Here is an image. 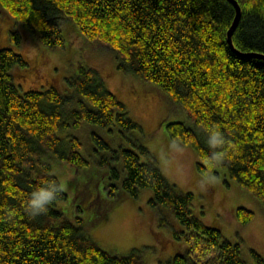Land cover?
Wrapping results in <instances>:
<instances>
[{"label": "trees", "instance_id": "trees-1", "mask_svg": "<svg viewBox=\"0 0 264 264\" xmlns=\"http://www.w3.org/2000/svg\"><path fill=\"white\" fill-rule=\"evenodd\" d=\"M237 1L233 45L264 53V0ZM0 8L11 26L21 24L51 48L64 44L59 19L71 18L89 40L112 50L117 66L154 82L187 112L192 125L167 121L165 129L171 141L193 146L198 172L210 170L205 127L221 131L220 165L264 205V58L229 46L227 30L235 13L229 0H0ZM9 35L19 44L18 30ZM17 65L26 67L28 60L9 45L0 47V264H148L136 249H103L78 218L55 207L66 193L50 163L52 157L76 168L89 163L79 136L59 134L68 126L83 120L108 129L117 124L126 134L141 131L140 125L92 66L78 63L67 77L71 92L63 94L52 84L21 90L12 76ZM92 138L96 146H107L100 135ZM128 138L136 150L120 146L115 152L121 156L123 189L137 195L150 188L149 204L170 208L183 227L174 234L182 233L187 242L183 251L158 264H264L253 248L249 263L238 241L201 220L193 210V192L169 182L149 149ZM211 171L217 173L216 167ZM49 181L62 191L46 214L31 217L25 202L34 187ZM234 214L246 223L254 211L239 205Z\"/></svg>", "mask_w": 264, "mask_h": 264}, {"label": "rangeland", "instance_id": "rangeland-1", "mask_svg": "<svg viewBox=\"0 0 264 264\" xmlns=\"http://www.w3.org/2000/svg\"><path fill=\"white\" fill-rule=\"evenodd\" d=\"M59 21L64 44L51 48L37 41L33 33L21 24L13 23L11 26L9 16L1 17L0 13V47L11 46L23 54L29 64V67L17 65L12 69L13 82L19 83L21 90L52 84L63 94H69L71 89L67 77L78 63L92 66L106 87L125 104L128 114L140 125L141 131L130 130L122 134L117 124L108 129L85 120L78 126L59 130L60 135L73 133L79 136L81 150L87 154L89 163L76 168L52 157V172L66 193L55 207L69 218H78L85 233L110 252L136 249L148 264H158L159 260L183 251L187 244L183 234L179 233V237L174 234L183 227L170 208L151 206L148 202L150 188H142L137 195H131L121 185L124 171L121 156H116L115 152L120 146L136 150L128 138L136 137L154 155L169 182L182 191L193 192V210L201 220L219 227L232 241H238L241 256L249 263L253 261L251 248L264 257L262 201L230 177L220 164L216 166L217 173L211 171L216 177L215 182L202 189L199 180L204 173L196 169L197 155L193 146L179 143L182 151L170 147L173 141L168 137L165 123L182 120L192 125L187 112L154 82L117 66L112 50L97 40H89L71 18L62 16ZM13 29L20 32L19 44L10 40L9 31ZM93 133L100 135L107 146H96ZM102 157L105 161L101 164ZM83 181L90 182L86 183L92 190L90 196H87L88 186L82 184ZM79 190L86 197L79 195ZM239 205L254 211L252 219L246 223L235 217L234 208Z\"/></svg>", "mask_w": 264, "mask_h": 264}, {"label": "clouds", "instance_id": "clouds-1", "mask_svg": "<svg viewBox=\"0 0 264 264\" xmlns=\"http://www.w3.org/2000/svg\"><path fill=\"white\" fill-rule=\"evenodd\" d=\"M204 130L207 134L206 144L211 151V155L206 157L210 170L202 174L199 180L202 189L215 182L216 177L212 174L211 169L221 164L225 155L222 151L225 144L223 133L215 127L206 126ZM170 147L179 151L183 150L177 141H173ZM61 191L60 185L55 182L49 181L37 185L30 192L25 202V212L34 218L46 214L49 206L58 198Z\"/></svg>", "mask_w": 264, "mask_h": 264}, {"label": "water", "instance_id": "water-1", "mask_svg": "<svg viewBox=\"0 0 264 264\" xmlns=\"http://www.w3.org/2000/svg\"><path fill=\"white\" fill-rule=\"evenodd\" d=\"M233 6H234V9H235V13H234V16H233V19H232V22L227 30V42L229 44V46L233 49V50H236L239 54H242V55H246V54H250V55H254V56H260V57H263L264 58V53L263 52H256V51H251V52H244V51H240V50H237L235 48V46L233 45V42H232V32L237 24V21H238V18H239V15H240V5L238 3L237 0H229Z\"/></svg>", "mask_w": 264, "mask_h": 264}]
</instances>
